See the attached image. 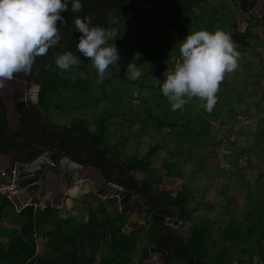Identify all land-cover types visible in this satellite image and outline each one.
<instances>
[{
  "label": "trees",
  "instance_id": "1",
  "mask_svg": "<svg viewBox=\"0 0 264 264\" xmlns=\"http://www.w3.org/2000/svg\"><path fill=\"white\" fill-rule=\"evenodd\" d=\"M160 1H141L131 17L121 13V0L95 7L91 22L116 32L109 43L121 57L102 80L77 49L75 26L66 31L64 16L62 40L31 73L38 91L27 109V121L36 119L43 135L83 145L87 161L107 177L117 169V184L151 204L144 223L128 230L118 198L101 199L93 192L86 195L85 221L63 218V205H30L17 212L10 198L0 195V264H144L152 249L165 252L163 264H264V119L252 133V145L215 152L230 142L216 137L224 127L264 112V22L255 18L239 31L240 12H247L250 0ZM98 9L105 12L97 15ZM199 29L228 31L241 53L239 67L220 83L212 112L199 98L173 111L160 85L181 59L180 41ZM64 51L80 56L79 65L67 72L55 63ZM137 51L142 75L132 80L127 65ZM240 158L247 160L244 167L238 166ZM224 162L228 169L221 168ZM201 179L216 190L214 201L209 199L213 190L205 199ZM0 182H7L1 173ZM239 192L244 205L234 196ZM171 207L178 209L180 221L191 223L188 239L164 225L173 217ZM38 239L43 240L40 254Z\"/></svg>",
  "mask_w": 264,
  "mask_h": 264
},
{
  "label": "clouds",
  "instance_id": "2",
  "mask_svg": "<svg viewBox=\"0 0 264 264\" xmlns=\"http://www.w3.org/2000/svg\"><path fill=\"white\" fill-rule=\"evenodd\" d=\"M69 4L73 13L84 7L83 0H0V87L17 73L30 74L37 58L59 44ZM74 23L80 33L76 47L91 59L102 80L109 66L121 59L116 44L109 43L116 40V32L92 24L90 16L77 15ZM179 52L181 59L160 85L162 94L173 111L183 110L189 101L199 98L201 107L212 112L219 99L220 83L239 67L241 53L235 41L226 30L199 29L188 32L180 41ZM140 56L137 51L127 65L126 75L132 80L142 75L136 63ZM55 63L67 72L79 65L80 56L64 51L56 55Z\"/></svg>",
  "mask_w": 264,
  "mask_h": 264
},
{
  "label": "flooded vegetation",
  "instance_id": "3",
  "mask_svg": "<svg viewBox=\"0 0 264 264\" xmlns=\"http://www.w3.org/2000/svg\"><path fill=\"white\" fill-rule=\"evenodd\" d=\"M99 1L100 0H83L84 7L79 13H73L71 11V4H69L68 12L64 13V16L66 17V31L72 32V25L75 26L74 21L77 15L83 17L87 14H90L91 19H94L92 12L94 11V9H96L95 7L99 8L105 2V0H101V2ZM141 1L144 0H121V13L123 14V12H125L126 15L130 17L133 16L137 11ZM256 1L259 0L249 1L247 12L250 9H254L255 13L258 14V9L262 5H260L257 9ZM160 2L169 3V1L164 0H161ZM112 8L114 9V6ZM96 11L97 15L105 12L104 9H98ZM247 12L241 11L239 18L243 17L245 20ZM256 18L261 19L260 17ZM44 58L45 55L37 58L36 63L33 66V70L35 66H37V64L41 63L42 60H44ZM31 73H17L15 74L13 79L5 81L4 86L0 87V99L2 100V103L6 109V125L10 132L23 140V142L17 141L6 136L0 122V151L3 153H1L2 156L7 155V158L9 159L7 165L12 162H18L22 164L33 163L37 159L46 155L49 161V166L46 168L44 174L40 176L44 179V182L39 179L37 183H42L46 187L50 186L54 191L55 197H59V195H62L64 193V188L75 189L76 184L78 183L77 181H79V183H82V181H87L88 176L91 174L92 170H96L99 175V192L108 187L109 184H117L116 179L118 178V170H114L115 172H117L115 174L116 176L114 174L108 173L107 177L102 169L90 164L87 161V152L83 145H71L68 141L65 142V138L55 135L54 133H45V135H43L42 128L37 126L38 121L36 119H34L33 117H29V120L27 121V117L29 116V114L27 113V109L32 105V103L28 102L27 100L28 97L26 95V90L29 87H37L33 82ZM1 116L2 111L0 109V118ZM6 138L14 141V144L10 146L7 145V142H4ZM1 140L3 141V143H1ZM50 155L53 156V158H51ZM52 163L54 164V168L51 166ZM16 172L17 173L14 174H16V176L18 177L19 172L21 171ZM64 173L66 177L64 176ZM103 183H106L104 187L101 186ZM138 196L140 195H135V193L132 191V196L129 198L131 200L130 202H128V200L125 203V205L127 206L125 208H127L128 211H131V209L135 207L136 215H138V212H141V214H139L140 218L143 216L142 211H144V207L143 203L136 198ZM167 219L168 217L166 218V222L164 223V225L172 230L171 227L166 224Z\"/></svg>",
  "mask_w": 264,
  "mask_h": 264
},
{
  "label": "rangeland",
  "instance_id": "4",
  "mask_svg": "<svg viewBox=\"0 0 264 264\" xmlns=\"http://www.w3.org/2000/svg\"><path fill=\"white\" fill-rule=\"evenodd\" d=\"M259 16H261V18L264 17V7L263 5L258 9ZM247 27V22L244 20V18L240 17L239 18V23H238V29L240 32H243L246 30ZM37 87H29L26 90V95H27V100L28 102L34 104L37 100ZM24 100V99H23ZM264 119V112L256 117L253 118H249V119H242L243 121L236 125V126H228V127H224V131L220 134L217 135V139L225 141L226 139H229L230 142H226V147L224 145L220 146L219 148H217L215 150V152L217 151V153H229V152H233V151H239V147H248L250 145H252L253 141H254V136L252 135V133H254L257 130L258 127V122H261ZM232 142L234 143V146L232 144ZM228 143H230L228 145ZM164 154L160 155L157 159H156V165H159L161 160L163 159ZM247 160L246 159H239V163L238 166H242L244 167L246 164ZM252 163H256L255 165L257 166H261L263 163L262 161H256L255 159L251 160ZM209 165H213L215 164V159L214 160H210L208 162ZM222 169H228V164L227 163H222L221 165ZM117 170V169H116ZM117 172H114V175ZM116 176V175H115ZM258 173L256 171L253 172L252 177H257ZM229 179H234L233 177H230ZM98 180H99V175L97 173L96 170H92L91 174L88 176V180L87 181H82V183H79V181H77L78 183L76 184V188L73 189H67L64 188V193L62 195H59L57 199V202H62V204H64V206L61 207V216L65 217L68 212L73 213L74 215H84V214H88V209H89V204H83V202H81L80 200L83 199V195L82 193H84L85 191H88L89 194L96 193L99 192V184H98ZM201 184L198 185V187H200V190H206V198L207 199V194L210 188L206 187L205 184V180L201 179ZM178 184H180V180L177 179ZM198 184V183H197ZM106 185V183H103L101 186L104 187ZM126 189V188H125ZM128 190V189H127ZM95 191V192H94ZM130 191V190H129ZM216 190H213L210 195H209V199L214 201L215 197L213 195H215ZM240 193V194H239ZM239 193H235L236 195H234L236 197V199H238V202L242 205H244V197H243V192H239ZM97 194V193H96ZM137 195V194H135ZM78 197L80 198V200L78 199ZM131 197V196H130ZM101 199H105L100 197ZM54 200V199H53ZM74 201L76 202V204L73 202L72 205H67V201ZM123 200V199H122ZM129 200V201H128ZM127 201L130 202L131 199H128ZM47 204H53L54 202H49L46 201ZM85 202V201H84ZM82 203V204H81ZM120 204V201H119ZM121 205V204H120ZM80 207H83V209L85 210L84 214H81V211L79 210ZM127 207L125 204H122L120 207L121 212L127 216L128 218H132L133 214H136L135 211V207L131 209V211H128ZM170 211L172 213L173 217H177L178 216V209L176 207H171ZM70 218H77L73 215L69 216ZM87 218V217H86ZM140 224L144 223V217H140ZM169 226L171 227L172 231L175 232L176 235L180 236L183 239H188L190 237V233H189V229L182 227L179 228L178 226H173L172 224H169ZM134 229L137 228V226H135L134 224L131 225L130 228L128 229ZM42 245H43V240L39 239L38 240V254H40L42 252ZM165 258V255L162 254L161 251L157 250V249H152L151 251V257L149 260H147L144 264H163L162 263V259ZM255 264H260L258 262H256Z\"/></svg>",
  "mask_w": 264,
  "mask_h": 264
},
{
  "label": "water",
  "instance_id": "5",
  "mask_svg": "<svg viewBox=\"0 0 264 264\" xmlns=\"http://www.w3.org/2000/svg\"><path fill=\"white\" fill-rule=\"evenodd\" d=\"M253 3H255V2H253ZM256 3H257V9L260 5H263V7H264V1L263 0L256 1ZM256 17L261 18V16H259V14L255 13L254 9H250L246 13L245 21L247 22V26ZM261 20L264 21V17L261 18ZM0 109L2 111V116L0 118V122L2 124L1 127L4 131V134L6 136L12 138V139L23 142V140L20 137L14 135L8 129V127L6 125V109H5L1 99H0ZM42 150H44V149H42ZM1 153L2 152L0 151V157L3 154V153L2 154ZM48 166H49V161L47 159V156L45 155V156H42L41 158L37 159L33 163L22 164V163H18V162H14V163L12 162L8 165V167L6 169L0 170L1 174L7 176L10 179V181L16 182V184H18V186H19L18 192L13 194L11 199H10L13 202V204L15 205L16 210L18 212H20L25 207L30 206V205H34L35 207H40V208H45L47 206L55 207V205L50 204V203L47 204V202H46V201H49V197L54 196L53 189L50 186L46 187L42 183L41 184L37 183V181L39 179L44 182V179L41 178L40 176H42L44 174V172L46 171V168ZM14 171H15V173H17L16 171H21V172H19L18 177L16 176V174L13 173ZM64 176L66 177L65 173H64ZM59 179H60V177H59ZM44 194H47L46 196L48 199H46L44 201L39 200L40 196H42ZM97 195L99 197H102L105 199H107V198H118L120 201V204L122 205V204H125L127 202V200L130 198V196H132V191H129V190L125 189L124 187L118 185V184H109L108 187H106L105 189H103L102 191L97 193ZM21 196L33 197L32 198L33 200L31 199V202L26 203L24 205L20 201ZM136 198L139 199L143 203V207H144L143 210L144 211H142V213H143L142 215H145L146 210L151 207V204L148 201H146L142 196H138ZM32 201H33V203H32ZM139 214H141V212H138V215L133 214L132 218H128L126 228H130L131 225H133V224L135 226H137V228H134V229L132 228L129 230H132V231L138 230L141 227L142 224H140V221H139L140 220ZM167 224H172L173 226H178L179 228L185 227L189 230L191 227L190 222H183V221H180L178 218H172V217H168ZM162 254L165 255V252H162Z\"/></svg>",
  "mask_w": 264,
  "mask_h": 264
},
{
  "label": "crops",
  "instance_id": "6",
  "mask_svg": "<svg viewBox=\"0 0 264 264\" xmlns=\"http://www.w3.org/2000/svg\"><path fill=\"white\" fill-rule=\"evenodd\" d=\"M50 157L51 158H53V156H51L50 155ZM8 162H9V159L7 158V155L6 156H2V157H0V170L1 169H6L7 167H8ZM51 166H53L54 167V164L52 163L51 164ZM7 177V176H6ZM7 180H8V177H7ZM40 184V183H39ZM47 193V192H46ZM82 194H84L83 195V199H81L80 200V198L78 197V199L80 200V201H85L84 203L85 204H87V198H86V195L87 194H89L88 193V191H85L84 193H82ZM47 194H44V195H42V196H40V199L39 200H46V199H48L47 198V196H46ZM21 199H20V201H21V203L22 204H26V203H29V202H31V199L33 198V197H25V196H21L20 197ZM55 198H58V197H55V196H51V197H49V202H54V205H55V207H60L61 205H63L64 206V204H62V202H57V199H55ZM54 199V200H53ZM33 200V199H32ZM73 200L72 201H67V205H72L73 204ZM32 203H33V201H32ZM75 204H76V202H74ZM15 206V205H14ZM65 207V206H64ZM16 208V207H15ZM17 211V210H16ZM18 212V211H17ZM71 215H73V216H75V217H77L76 219L77 220H81V221H85L87 218V214H84V215H74L73 213H71V212H68V214L65 216V217H63V218H67V217H69V216H71ZM39 240V239H38ZM38 240H37V245H38ZM38 251H39V249H37V253H38Z\"/></svg>",
  "mask_w": 264,
  "mask_h": 264
},
{
  "label": "built area",
  "instance_id": "7",
  "mask_svg": "<svg viewBox=\"0 0 264 264\" xmlns=\"http://www.w3.org/2000/svg\"><path fill=\"white\" fill-rule=\"evenodd\" d=\"M17 190V184L14 181L0 182V195H5L11 199Z\"/></svg>",
  "mask_w": 264,
  "mask_h": 264
}]
</instances>
